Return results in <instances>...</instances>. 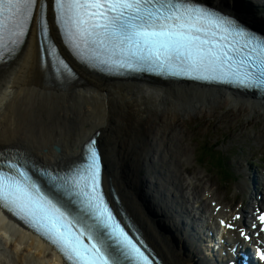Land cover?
Masks as SVG:
<instances>
[{
    "label": "snow or ice",
    "instance_id": "1",
    "mask_svg": "<svg viewBox=\"0 0 264 264\" xmlns=\"http://www.w3.org/2000/svg\"><path fill=\"white\" fill-rule=\"evenodd\" d=\"M52 26L69 53L93 70L184 78L264 98V34L200 0H0V68L15 60L34 29L42 65L58 82L70 81L75 74L51 39ZM101 176L95 136L66 168H40L27 153L5 149L0 207L50 242L66 264H154L143 239L106 200ZM253 215L251 233L234 223L239 212L220 225L246 241L255 237V256L264 264V211Z\"/></svg>",
    "mask_w": 264,
    "mask_h": 264
},
{
    "label": "bare ground",
    "instance_id": "2",
    "mask_svg": "<svg viewBox=\"0 0 264 264\" xmlns=\"http://www.w3.org/2000/svg\"><path fill=\"white\" fill-rule=\"evenodd\" d=\"M214 1L200 0L235 16L243 10L237 2L234 3L235 7L225 0ZM254 31L264 34L259 27ZM52 83L42 69L37 32L32 29L15 60L0 68V151L21 147L30 152L36 163L40 161L52 165L73 158L91 135L99 133L106 155L114 161V168L106 172V182L121 194L124 210L139 226L141 224L148 242L164 263L209 264L201 259L196 248L190 249L185 245L182 238L181 221L186 218L192 221L195 216L185 205L186 196L181 193V181L163 179V184H155L154 179L162 177L149 168L152 164L151 153L145 152L146 141L150 137H155L152 142L158 138L167 139L170 118L178 123L182 118H190L204 110L210 112L214 106L226 104L227 101L237 110L249 109L258 114L262 108L264 111V104L250 94L227 89L185 82L104 80L84 69L79 70V79L74 84L57 88ZM36 117L41 118L47 126H53L55 131L46 130L44 134L39 126L33 125ZM150 127L155 129L147 134L146 129ZM113 133L115 136L111 138ZM55 145L60 147L59 152L53 151ZM143 170H146V174H142ZM148 177H151V182ZM143 183H149L147 193H142L140 189ZM168 188H174L177 195ZM150 194L155 203L153 208H150L148 200ZM236 214L232 211L228 215L222 210L219 216L224 215L222 217L226 216L231 221ZM206 218L209 225H213V214H206ZM9 231L15 236L19 228H14L0 214V233ZM232 235L237 241L240 240L235 233ZM17 242L21 244L16 243V258L10 259L0 251V264H41L32 257V253L31 256L27 252L21 253L24 244L34 254L52 255L55 264L63 262L59 254L34 235L22 231ZM21 257L25 260L22 261Z\"/></svg>",
    "mask_w": 264,
    "mask_h": 264
},
{
    "label": "rangeland",
    "instance_id": "3",
    "mask_svg": "<svg viewBox=\"0 0 264 264\" xmlns=\"http://www.w3.org/2000/svg\"><path fill=\"white\" fill-rule=\"evenodd\" d=\"M225 1L228 4L237 2V5L239 4L248 10V0ZM258 1L254 0V3L257 4ZM260 5L264 6V0L260 2ZM231 9L236 11V8L231 7ZM248 16L250 15L242 11L237 18L255 27L254 25L257 23L253 20L252 16H250L251 19ZM258 23L261 24L259 19ZM82 78L85 79L84 73H82ZM41 120V118L36 117V123L33 125L39 126L44 134L46 130H48L47 132L55 131L53 126H47ZM168 124L170 125L168 138H158L160 141H163H155L153 143L152 164H150L149 168L158 174L160 173L162 177V179L159 177L154 179L155 184H163V179L170 182L173 178L181 181V184H184L183 193L186 196V202L193 213L196 212L198 207L200 211L211 213L213 206L210 203L215 201L217 204H223V212L225 214L231 215L232 211H241V207L246 211V216H250L256 202L251 192V168L253 171H258V177L261 182L260 190L264 189V163L261 162V160H264L263 108L259 110L258 114H254L249 109L246 111L237 110L227 101L226 104L214 106L210 112L204 110L201 113H197V115H191L190 118L184 117L178 123L170 118L168 119ZM147 129L146 133L149 134L155 128L151 129L150 127ZM113 135L115 136L113 133L111 134V138ZM154 138L150 137L146 141L145 147L147 144L152 143V139ZM215 143L223 144H219L214 150L212 146ZM19 146L23 145L19 144ZM164 147L167 151H170L167 152L164 150ZM216 150L224 152L225 160L230 159L235 173L232 179L223 174V167L219 166L218 161V159L223 160V156L219 153L220 151L217 152ZM183 152L185 154L188 153V158L186 155H179ZM141 165L140 163L139 166ZM236 173H241L242 178L237 180ZM142 174H146V170H143ZM138 175L141 177L140 173ZM150 179L151 177H148V180L151 182L152 179ZM141 186L140 189L144 193L146 191L144 183ZM195 187H201V189L198 188L197 191H199L196 192ZM148 200L152 206L154 203L152 197H148ZM6 236H2L3 240H5L3 243L9 241ZM4 247L8 254L4 252L3 255L7 254V257L10 259L11 256L16 258L17 255L14 251L16 248L15 242L11 244L7 242V245ZM20 251L21 253L27 252L30 256L33 254L32 257L37 259L41 264H55L52 255L45 254L44 256L37 253L34 254V251L29 252L27 244L22 245ZM21 260L24 261L25 259L21 257Z\"/></svg>",
    "mask_w": 264,
    "mask_h": 264
},
{
    "label": "water",
    "instance_id": "4",
    "mask_svg": "<svg viewBox=\"0 0 264 264\" xmlns=\"http://www.w3.org/2000/svg\"><path fill=\"white\" fill-rule=\"evenodd\" d=\"M253 30L256 28V27H252V26H250ZM251 96H253V97H255V95H251ZM55 149L57 150V149H59V150H57V151H60V148L58 147V146H55ZM109 167H110V169H113L112 168V166H107V168L109 169Z\"/></svg>",
    "mask_w": 264,
    "mask_h": 264
},
{
    "label": "trees",
    "instance_id": "5",
    "mask_svg": "<svg viewBox=\"0 0 264 264\" xmlns=\"http://www.w3.org/2000/svg\"><path fill=\"white\" fill-rule=\"evenodd\" d=\"M239 1H242V0H239ZM239 8H242L243 10H244V12L246 11L245 9H244V7H242L241 5L239 6ZM241 11V10H240ZM248 12V11H247ZM241 13H242V11H241ZM249 13V12H248ZM263 27V26H262ZM230 176H231V173H228Z\"/></svg>",
    "mask_w": 264,
    "mask_h": 264
}]
</instances>
